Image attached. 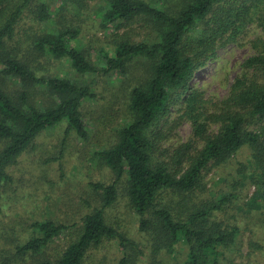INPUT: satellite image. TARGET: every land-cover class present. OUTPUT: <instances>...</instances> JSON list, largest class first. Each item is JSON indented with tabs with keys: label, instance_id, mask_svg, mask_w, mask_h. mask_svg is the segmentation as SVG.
Here are the masks:
<instances>
[{
	"label": "trees",
	"instance_id": "obj_1",
	"mask_svg": "<svg viewBox=\"0 0 264 264\" xmlns=\"http://www.w3.org/2000/svg\"><path fill=\"white\" fill-rule=\"evenodd\" d=\"M175 1L169 7L148 0H103L104 26L115 24L117 28L124 22L142 20L151 33L146 40L121 38L111 49H100L98 63L71 44L79 33L75 27L54 29L34 42L37 51L66 59L81 76L126 74L134 61H143L146 68L128 92L127 120L117 129L115 142L94 153L113 175L108 184H89L99 191L100 206L85 214L79 227L49 219L33 222L30 228L36 235L16 246L17 255L41 256L38 264H82L91 248L106 239H116L122 253L118 264H137L141 253L136 243L108 224L104 215L118 195L119 182L124 180L128 202L139 218L138 231L148 236L153 255L161 251L172 253L175 245L183 242L188 258L183 264H218L223 250L239 234L237 226H227L213 217L228 197L193 208L186 200L201 188L202 169L228 161L242 147L250 150L249 173L245 176L256 188L250 204L257 206V199H264V52L244 60L246 72L234 78L228 96L213 114L219 123L217 131L205 138L188 168L178 175L163 163H153L151 130L169 105L181 101L195 112L200 107L198 94L188 83L194 71L204 65L210 50L223 37L235 40L249 24H257L264 32V0ZM3 2L0 0V189L11 179L9 167L44 130L65 125L58 158L70 133L86 139L87 125L81 108L84 101L95 97L91 84L37 75L7 53L6 41L13 37L30 0H22L4 18ZM68 2L79 4L80 0H63L64 4ZM38 9L40 18H45V3ZM12 78L26 87L36 84L46 88L53 101L47 105L33 103L27 89L20 90L14 99L6 85V80ZM197 127L202 134V124ZM67 233L69 239L64 235ZM63 235V249L44 256L43 250Z\"/></svg>",
	"mask_w": 264,
	"mask_h": 264
},
{
	"label": "rangeland",
	"instance_id": "obj_2",
	"mask_svg": "<svg viewBox=\"0 0 264 264\" xmlns=\"http://www.w3.org/2000/svg\"><path fill=\"white\" fill-rule=\"evenodd\" d=\"M21 1L5 0L2 18ZM148 1L158 6L166 3L169 7L177 3L175 0ZM41 3H45L47 11L43 19L38 11ZM103 5V0H80L79 4H64L63 0H30L16 24L13 37L6 41L7 53L28 65L37 75L89 83L95 97L84 101L81 108L87 125L86 139L70 133L58 158L65 125H57L39 133L9 167L11 179L0 189V264H38L41 256L16 254V246L36 235L31 224L49 219L79 227L82 217L101 204L99 191L89 184H108L113 179L109 168L94 153L115 142L117 129L127 120L128 92L144 74L145 63L132 62L126 74L81 76L71 69L66 59L43 54L34 46L36 39L46 32L75 27L79 33L71 44L98 63L99 50L111 49L121 38L134 42L148 39L151 30L142 20L124 22L117 28L115 24L104 26ZM194 32L199 33L198 30ZM210 51L204 65L194 71L188 83L198 94L200 107L195 112L181 101L169 105L164 117L151 130L153 163H163L178 175L188 168L203 147L205 138L217 131L219 123L214 121L213 114L219 111L221 102L228 96L234 78L246 72L244 60L264 52V32L257 24H249L235 40L227 41L223 37ZM6 85L14 99L20 90L27 89L33 103L47 105L53 101L50 92L36 84L26 87L12 78L6 80ZM198 123L202 124V134L198 133ZM249 161L250 150L242 147L228 161L208 164L201 171V188L186 200L193 208L228 197L213 217L227 226H237L239 234L235 242L223 250L218 264H264V199H257V206L250 204L256 188L245 176L249 173ZM124 185L121 180L118 195L104 210V215L108 224L136 243L141 253L137 264H183L188 259L183 242H178L172 253L161 251L153 255L148 236L138 231L139 218L130 207ZM64 235L69 239L68 233ZM64 235L43 250L44 256L63 249ZM121 255L118 240L106 239L87 252L82 264H118Z\"/></svg>",
	"mask_w": 264,
	"mask_h": 264
}]
</instances>
